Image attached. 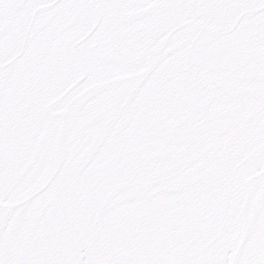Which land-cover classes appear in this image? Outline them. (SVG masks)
<instances>
[{
  "label": "snow or ice",
  "instance_id": "snow-or-ice-1",
  "mask_svg": "<svg viewBox=\"0 0 264 264\" xmlns=\"http://www.w3.org/2000/svg\"><path fill=\"white\" fill-rule=\"evenodd\" d=\"M0 264H264V0H0Z\"/></svg>",
  "mask_w": 264,
  "mask_h": 264
}]
</instances>
